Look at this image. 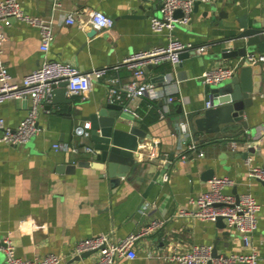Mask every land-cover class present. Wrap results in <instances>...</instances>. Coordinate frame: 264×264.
I'll list each match as a JSON object with an SVG mask.
<instances>
[{
    "label": "crops",
    "instance_id": "0c3cea01",
    "mask_svg": "<svg viewBox=\"0 0 264 264\" xmlns=\"http://www.w3.org/2000/svg\"><path fill=\"white\" fill-rule=\"evenodd\" d=\"M18 1L28 15L51 22L54 40L45 54L40 49L39 30L15 21L7 30L8 40L0 53L12 82L20 83L45 57L67 62L83 72L106 68L107 75L94 82L86 96L67 94L71 105H51V96L45 99L38 111L39 131L24 145L0 143V237L12 239L17 256L41 259L55 254L59 264H93L97 252L73 261L80 240L107 233L113 241H119L153 220H163L162 228L137 241L136 259H121L116 264H176L148 258L147 254L158 248L186 251L193 245L216 247L218 254L254 249L259 256L258 264H264V185L248 177L249 164L264 167V62L258 63L263 66L261 91L253 94V104L246 108L244 120L234 124L233 130L194 133L186 120L207 108L209 85L201 80L203 72L211 67L236 64L241 59L214 60L212 54L218 53L222 45H232L221 42L240 32L242 21L264 26V0H218L215 12L207 3H201L188 24L163 33L152 31L153 17L137 16L141 14L137 0H62L57 9L53 8L52 0ZM152 2L160 5L163 0ZM83 8L104 13L114 20L113 27L96 31L86 20L81 22L76 13ZM221 13L227 17L219 18ZM68 16L74 17V23H66ZM159 16L161 10L154 17ZM169 37L190 43L193 49L177 66L156 65L140 79L154 83L164 91V97L155 101L120 95L110 100V83L106 79L117 77L122 84L132 78L131 71L122 65L123 59L165 44ZM201 47L206 50L199 53ZM250 53L260 54L254 49ZM239 74L240 65L235 76ZM169 96L174 97L171 103L167 102ZM146 99L156 104L159 118L145 129L137 109ZM103 104L124 106L125 111L138 119L131 124L148 134L139 146L145 145L147 149L157 142L160 152L159 160L149 162L140 151L137 158L140 165L121 177L119 183L101 176L98 169L78 165L89 159L83 148L92 146L88 138L76 133L78 128L82 129L81 116ZM29 106L28 101H7L0 105V118L8 126L17 127ZM180 123L186 125V132ZM232 141L238 142L235 150ZM191 142L197 146L196 151H187ZM56 144H67L78 151L56 149ZM200 151L204 156H199ZM71 165L75 166L74 171L67 169ZM209 171H213L214 177L226 176L234 181L225 192L250 193L260 204L258 228L248 246L233 229L179 214L182 209H193L190 199L207 189L209 180L203 181L202 175ZM164 173L169 175L167 182L162 179ZM152 182L144 199L143 194ZM0 264H5L2 250Z\"/></svg>",
    "mask_w": 264,
    "mask_h": 264
},
{
    "label": "built area",
    "instance_id": "2783aa9c",
    "mask_svg": "<svg viewBox=\"0 0 264 264\" xmlns=\"http://www.w3.org/2000/svg\"><path fill=\"white\" fill-rule=\"evenodd\" d=\"M53 8H59L62 0H52ZM207 3L209 0H163L161 16L151 19V29L155 33L172 32L178 25L188 24L194 12L196 2ZM181 10L183 15L174 17V13ZM76 16L90 25L96 31H104L113 27L114 20L104 13L90 8H83L76 13ZM15 21L36 27L39 30L40 49L47 54L51 43L54 40V33L50 21L42 17L28 15L18 0H0V53L4 43L8 40L7 30L12 27ZM66 23H74V17L68 16ZM192 44L184 43L178 38L169 37L165 44L153 46L147 50H140L126 56L122 65L131 71V81L120 83L117 77H110L106 80L110 83L109 98L113 100L125 95L127 98L149 97L152 100L162 99L164 91L150 81H141L148 65H159L169 63L172 67L181 63V55L192 50ZM205 47L197 51L202 53ZM243 59V58H242ZM246 59L251 64L264 62V54L248 53ZM240 62L232 65H221L211 67L203 72L201 80L205 85H219L232 79L238 69ZM107 69H94L83 72L77 67L64 61L52 60L45 57L38 68L26 75L20 83L12 82L11 75L6 70L0 59V105L7 101H28L30 103L26 117L17 127H10L3 118H0V143L18 146L27 143L35 136L38 129V111L42 102L51 96L53 85L66 82V90L69 96H86L92 89V84L104 79ZM174 101L169 96L167 102ZM209 103L207 102V107ZM163 117V111H160ZM185 131L184 123L180 127ZM86 123L84 128H78L76 133L86 137ZM155 144L147 149L145 145L139 146L143 159L146 161H157L160 152ZM238 142L232 141L231 147L235 150ZM250 146V145H248ZM56 149H63L69 152H77L78 149L67 144H56ZM86 151H92L91 147H85ZM197 146L191 142L187 151H196ZM204 156L203 152L198 153ZM186 154L183 158H186ZM251 159L249 158L248 163ZM248 177L264 182V167L250 166ZM163 181L167 182L169 175L164 173ZM205 191L190 199L193 209H182L181 216L189 215L203 221L216 222L222 217L226 227L237 231L244 245L248 246L251 237L258 228V217L261 206L257 199L250 193L241 195L231 194L225 190L234 185L229 177H214L208 181ZM163 220H153L138 232L131 233L119 241H113L107 233H101L94 237L80 240L75 247V255L87 251H96L98 258L93 264H116L118 260H134L138 257L136 243L144 236L154 233L164 226ZM0 250L5 254V264H59L60 259L55 254H49L41 259H25L17 256L16 247L9 236L0 237ZM148 258L162 259L165 262L176 264H258L259 256L254 249L244 253L219 254L213 256V248L209 245H193L186 251H164L158 248L155 252H149Z\"/></svg>",
    "mask_w": 264,
    "mask_h": 264
},
{
    "label": "water",
    "instance_id": "95a60500",
    "mask_svg": "<svg viewBox=\"0 0 264 264\" xmlns=\"http://www.w3.org/2000/svg\"><path fill=\"white\" fill-rule=\"evenodd\" d=\"M137 1L138 9L141 11V14L137 15L139 18L154 17L155 12L162 8V3L160 5L154 4L152 0ZM200 4L199 1L195 3L194 11H197ZM217 4L218 0L207 2V5L214 12L217 10ZM182 15L181 10L174 13L175 18ZM221 17H227V14L223 15L221 13L219 18ZM240 26L242 29L240 32L221 42L223 44L231 42L232 45H222L218 53L212 54L214 60H236L241 58L239 61L240 74L219 85L209 86L205 97L209 106L200 112L193 113L186 119L189 128L194 133H224L227 130H233L234 124L241 123L244 120L246 108L253 104V94H258L261 91L263 66L261 64H251L244 58L253 49L264 53V26L247 21H242ZM187 54L188 52L183 53L181 60ZM155 66L148 65L145 71ZM66 84L62 81L58 85H53L51 105L72 104V100L67 96ZM70 110L71 107L69 106ZM76 112L79 111L76 110ZM124 120H127V122ZM81 121L82 128L85 127L86 123L89 124V128L85 130L87 132L86 138L92 143V151H86L83 148L89 159L81 161L78 164L79 167L98 169L102 172L101 176H108L113 183H119L121 177H126L127 174L136 170L137 166L140 165L137 160L140 154L139 145L144 142L148 134L141 127L131 124L132 122H138V119L132 113L125 111L124 106L121 105L103 104L96 111L82 115ZM74 168L75 166L71 165L67 169L74 171ZM158 176L159 172L155 174L153 182L157 180ZM212 178H214L213 171L202 175L203 181ZM153 182L143 194L144 199L147 197L148 190ZM260 182L264 185L263 181ZM216 224L220 228L226 226L222 217L217 219ZM95 252H83L76 255L73 261L85 259ZM218 255L217 249L214 247L213 256Z\"/></svg>",
    "mask_w": 264,
    "mask_h": 264
},
{
    "label": "trees",
    "instance_id": "16d2710c",
    "mask_svg": "<svg viewBox=\"0 0 264 264\" xmlns=\"http://www.w3.org/2000/svg\"><path fill=\"white\" fill-rule=\"evenodd\" d=\"M166 64V63H165ZM132 74V73H131ZM153 104V107H147V105L149 104ZM156 104L150 102L149 100L146 99V101L141 104V106L139 107V109H137V112L140 116V122L141 125L143 126V128H148L149 125L153 124L154 122H156L159 118V113L157 112L156 109Z\"/></svg>",
    "mask_w": 264,
    "mask_h": 264
}]
</instances>
